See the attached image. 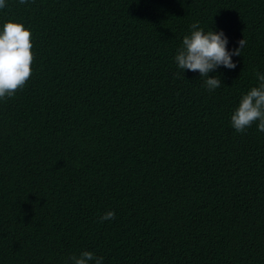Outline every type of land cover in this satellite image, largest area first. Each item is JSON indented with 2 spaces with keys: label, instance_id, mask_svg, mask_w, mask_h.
<instances>
[{
  "label": "trees",
  "instance_id": "obj_1",
  "mask_svg": "<svg viewBox=\"0 0 264 264\" xmlns=\"http://www.w3.org/2000/svg\"><path fill=\"white\" fill-rule=\"evenodd\" d=\"M6 4L33 73L0 100V264H264V132L231 126L264 73V0ZM195 22L247 42L211 92L174 59Z\"/></svg>",
  "mask_w": 264,
  "mask_h": 264
},
{
  "label": "clouds",
  "instance_id": "obj_2",
  "mask_svg": "<svg viewBox=\"0 0 264 264\" xmlns=\"http://www.w3.org/2000/svg\"><path fill=\"white\" fill-rule=\"evenodd\" d=\"M20 4L28 0H19ZM6 0H0V9L6 8ZM189 35L183 37L182 46L177 50L175 62L183 72L199 73L204 84L211 92L221 86L219 76H209L220 67L234 70L237 62L233 57L242 55L246 40L240 39L238 47L227 48L229 38L223 30L207 31L199 26V22L190 25ZM33 33L23 23L9 20L0 30V100L14 97L18 89L26 87V82L33 73ZM259 85L252 87L244 94L231 116V126L237 133H244L254 124L264 132V73H256ZM115 212H105L100 221L114 220ZM103 257L96 256L92 251H82L79 256L73 254V264H103Z\"/></svg>",
  "mask_w": 264,
  "mask_h": 264
}]
</instances>
